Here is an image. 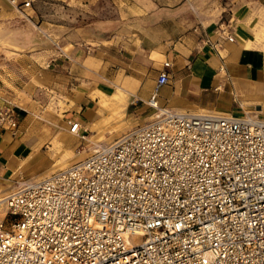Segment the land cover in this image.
<instances>
[{
  "label": "built area",
  "instance_id": "built-area-1",
  "mask_svg": "<svg viewBox=\"0 0 264 264\" xmlns=\"http://www.w3.org/2000/svg\"><path fill=\"white\" fill-rule=\"evenodd\" d=\"M169 80L160 70L147 118L112 143L16 182L0 264H264V118L162 106ZM18 111L0 103V131L17 133Z\"/></svg>",
  "mask_w": 264,
  "mask_h": 264
},
{
  "label": "crops",
  "instance_id": "crops-1",
  "mask_svg": "<svg viewBox=\"0 0 264 264\" xmlns=\"http://www.w3.org/2000/svg\"><path fill=\"white\" fill-rule=\"evenodd\" d=\"M221 1L0 0V23L15 32L35 27L41 6L50 2L82 7L73 16L76 23L54 24L52 31L59 36L60 45L47 50L49 56L43 62H34L39 52L32 50L28 40L18 38L20 50L11 52L19 55L21 63L8 62L0 71V103L12 101L20 107L17 134L0 131V187L21 161L35 156L47 135L28 129L26 137L37 108L35 76L48 77L51 86L63 78L76 87V80L89 72L105 87L118 79L127 95L122 111L135 116L147 110L145 102L159 71L165 69L170 80L156 97L162 106L231 116L255 112L264 118V0ZM23 2L29 5L24 7ZM221 24L226 30L222 38L218 33ZM164 61L170 62L168 68ZM113 92L107 89L103 94ZM86 101L79 103L81 109L86 106L84 117L78 116L79 124L92 123L94 116L101 118L97 102ZM61 123L62 141L52 143L67 151L70 136L65 120Z\"/></svg>",
  "mask_w": 264,
  "mask_h": 264
},
{
  "label": "rangeland",
  "instance_id": "rangeland-1",
  "mask_svg": "<svg viewBox=\"0 0 264 264\" xmlns=\"http://www.w3.org/2000/svg\"><path fill=\"white\" fill-rule=\"evenodd\" d=\"M225 1L226 0H222L221 2L224 3ZM50 3L51 4L41 6L38 12V21L34 22L35 27L30 25V29L28 30L15 32L11 30V28L0 23V71L3 70L4 65L8 62L21 63L19 55L11 52L13 50H20V48L16 46V39L18 38L19 40L21 38L28 40L30 45L33 44L32 50L34 52H39V55L36 54L35 59H33L36 63L43 62L46 58L45 55L49 56L46 51L51 47L59 48V36L53 34L52 31L54 24L76 23L73 16H75L77 11L82 10L80 9L82 7L69 5L68 3H64L63 6H54L52 2ZM69 8L73 9L72 12ZM224 13L226 12L224 11ZM47 78L46 76H41L40 78L35 76L33 78V82L36 86V97H34V99L37 103V108L31 115V124L26 130V137H28V129L35 131V134L36 132H42L47 135L43 138L38 150L34 151V153L36 152L35 156L30 157L28 161H26V159L21 161L14 173L1 181L2 187H0V189L4 188L6 192L0 193V198L9 193L16 182L21 178L34 179L39 175L44 177L45 174H50L58 170L60 165L62 166L64 163L68 164V160H70V164L76 161V159H71L74 157L76 158L81 153H86L84 156L86 157L94 151L92 147L95 146L97 149L112 143L131 127L137 123L143 122V120L147 118L148 110L141 111L135 116L126 113L125 110L109 118L106 117L107 113L102 119L94 116L90 119L92 123L87 124V121H82L80 123L79 135H84V138H79V136L74 135L73 132L68 131L70 122H78V116L84 117L82 113L86 106L81 109L79 103H81V101L86 103V99H90L92 103L95 104L97 100H99V98L93 99L96 95L98 97L100 95H105L103 93L107 89L115 91L116 87H121L122 85V87H125V85L119 82L118 79H115L113 83H108L111 87H105L104 84L99 81V77L90 72L82 79L76 80L77 87L74 86V84L66 82L63 78L57 80V83L51 86ZM96 91H101L103 93ZM9 102L16 105V103L12 101ZM16 106L19 110L20 107L18 105ZM75 112L76 116L72 117L71 113ZM62 120H65V129L68 132L67 136H70L67 138L68 140L70 139L69 145H67V151L62 146L52 143V140L62 141L59 140L64 136V132L61 129L63 126L61 123ZM57 133H59V135H57L58 137L55 135ZM52 135L55 136L52 138Z\"/></svg>",
  "mask_w": 264,
  "mask_h": 264
},
{
  "label": "bare ground",
  "instance_id": "bare-ground-1",
  "mask_svg": "<svg viewBox=\"0 0 264 264\" xmlns=\"http://www.w3.org/2000/svg\"><path fill=\"white\" fill-rule=\"evenodd\" d=\"M124 89H125L124 87H121V88L116 87L115 91L111 94V96L100 95L98 97L99 100L97 101V106H98L97 114L101 117L100 119L105 117L106 113H107L106 117L109 118V117H113L115 114H119L122 112V110L124 108L125 100L127 98V95H126ZM69 128H70V125H69ZM69 128H68V131L70 132ZM79 132L80 131L77 130L76 132H74V135L79 136V138H84V135H79ZM61 146H63V145H61ZM92 149L96 150V147L94 146V147H92ZM85 154L86 153L79 154L76 158H74V160L76 159V161H77V159L80 160V158L81 159L84 158ZM71 160H73V159H71ZM69 161L70 160H68V164L64 163V164H62V166L60 165L59 169H62L64 167H66L67 165H70ZM48 176H49V174L47 173V174H45L44 177L42 175H39L32 180H36V181L42 180V179L47 178ZM3 198H4V196L0 198V202H2L1 200Z\"/></svg>",
  "mask_w": 264,
  "mask_h": 264
}]
</instances>
